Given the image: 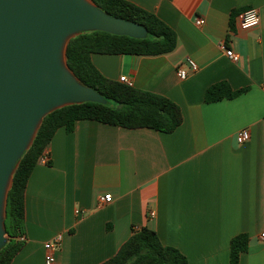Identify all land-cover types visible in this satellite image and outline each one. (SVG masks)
Returning <instances> with one entry per match:
<instances>
[{"label": "crops", "instance_id": "obj_1", "mask_svg": "<svg viewBox=\"0 0 264 264\" xmlns=\"http://www.w3.org/2000/svg\"><path fill=\"white\" fill-rule=\"evenodd\" d=\"M125 1L170 27L175 49L91 54V63L106 79L125 76L134 89L167 98L182 122L168 134L91 120L77 121L71 132L57 129L45 163L28 179L24 245L10 264H45L44 244L56 235L62 244L52 264H101L142 227L187 264H230V240L244 234L238 264H264V0ZM247 9L256 10L259 24L241 30L238 16ZM219 82L247 91L205 103V91ZM242 130L249 138L238 143ZM106 194L112 200L99 203Z\"/></svg>", "mask_w": 264, "mask_h": 264}, {"label": "trees", "instance_id": "obj_2", "mask_svg": "<svg viewBox=\"0 0 264 264\" xmlns=\"http://www.w3.org/2000/svg\"><path fill=\"white\" fill-rule=\"evenodd\" d=\"M106 14L144 27L147 36L135 39L94 31L71 39L66 48V63L75 77L86 87L100 94L105 104L82 103L67 106L47 115L29 149L15 169L6 200L5 230L7 243L0 249V264H10L22 249L25 236L24 192L28 179L59 128L71 132L79 120H91L126 129L149 128L172 133L182 122L179 107L167 98L128 87L103 77L90 60L91 54L160 56L176 47V35L154 14L125 0H91ZM247 89L232 90L225 82L216 83L205 91L204 102L234 99ZM248 237L235 236L229 243L230 264H238L247 250ZM101 264H187L175 248L163 246L154 230L142 227L131 236L117 253Z\"/></svg>", "mask_w": 264, "mask_h": 264}, {"label": "water", "instance_id": "obj_3", "mask_svg": "<svg viewBox=\"0 0 264 264\" xmlns=\"http://www.w3.org/2000/svg\"><path fill=\"white\" fill-rule=\"evenodd\" d=\"M100 31L144 39V27L112 17L91 0H0V249L15 169L43 119L82 103L105 104L66 63L69 41Z\"/></svg>", "mask_w": 264, "mask_h": 264}, {"label": "built area", "instance_id": "obj_4", "mask_svg": "<svg viewBox=\"0 0 264 264\" xmlns=\"http://www.w3.org/2000/svg\"><path fill=\"white\" fill-rule=\"evenodd\" d=\"M195 24L200 25L203 23L202 19L200 17H196L194 20ZM259 24V16L254 9H247L244 12H242L238 16V27L241 30H248L257 27ZM219 48L222 50V52L225 54V56L233 63H236L238 60L237 54L230 48H228L225 43H220ZM187 63L191 69V71H196V65L190 61L187 60ZM176 74L179 79L184 80L187 77V72L184 69L178 68L176 71ZM119 82L125 84L128 87H132L133 83L132 81L122 76L118 80ZM249 138L248 132L246 130H242L237 134V142L243 143L247 141ZM47 157L45 154H43L39 162L45 163ZM112 200L111 195L106 194L98 198L99 203H108ZM77 213V212H76ZM154 213H150V217H153ZM137 230V229H134ZM260 239L264 241V233L260 234ZM20 240L24 241V237H21ZM62 244V237L61 235H56L53 238H51L49 241H47L44 244V250H45V264H52L54 262L55 254L60 249Z\"/></svg>", "mask_w": 264, "mask_h": 264}]
</instances>
